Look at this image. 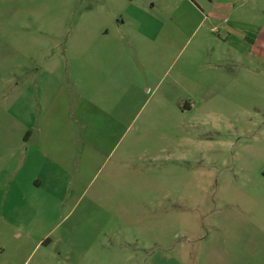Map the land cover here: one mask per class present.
<instances>
[{
    "label": "rangeland",
    "instance_id": "obj_1",
    "mask_svg": "<svg viewBox=\"0 0 264 264\" xmlns=\"http://www.w3.org/2000/svg\"><path fill=\"white\" fill-rule=\"evenodd\" d=\"M45 74L40 118L25 78ZM40 124L96 161L19 227L8 208L31 195L3 174ZM96 235L146 260L264 264V0H0V264H58Z\"/></svg>",
    "mask_w": 264,
    "mask_h": 264
},
{
    "label": "crops",
    "instance_id": "obj_2",
    "mask_svg": "<svg viewBox=\"0 0 264 264\" xmlns=\"http://www.w3.org/2000/svg\"><path fill=\"white\" fill-rule=\"evenodd\" d=\"M213 17L216 18L215 15ZM211 31L209 30V33ZM142 37L145 40H150L144 35ZM152 42L155 44L154 39H152ZM47 68H49V65ZM51 81L52 78L48 74L39 76L38 78H25L26 99H30V106L35 104L40 108V118L46 113L49 91L48 85ZM117 86L123 89L125 93L130 88H140L139 84L134 83L129 86H123L120 82H117ZM61 87L63 88L62 82H58L55 91ZM125 115L126 110L119 109L117 111L116 126H121L123 116ZM53 126L40 124L38 128L40 148L31 152L27 149L24 155L21 152L12 154L9 158L8 168L6 167L4 171L3 177L8 179V181H12L11 184L16 189L18 187L20 188L22 183L25 182V190L31 195V201L28 203H26V198H24L25 195L21 198L25 203L24 206L11 205L8 208V212L10 213H20L19 215H15L19 217V220L13 218L14 223H19V227H30L34 222L39 225L42 221V213L47 211L48 196L51 194L53 196L61 194L65 188L66 180L71 181L70 187L73 186V180L80 181L81 177L78 164L82 162L85 168H88L89 164L91 165L96 161L95 155L89 154L85 157L75 155L74 142L72 140H68L67 145L64 142V146L68 149L67 156L63 155V153H58V144L62 138L58 134L59 130ZM88 143V148L97 152V145H93L92 142ZM40 149L43 151L47 150L46 154H42V150ZM75 165L76 167H74ZM23 169H26L28 173L30 172V179L27 178L28 180L26 181L22 179L18 180V176H20ZM21 212H23V215ZM104 227L98 231V234L103 231ZM14 236L19 238L21 235L20 233H15ZM75 244L76 251L73 254H63L62 262H58V264H169L171 262L173 264H181L180 260L176 257L166 254L150 253L146 260L145 255L138 251H107L105 248L107 244L106 238L99 239L97 235L89 240L75 237Z\"/></svg>",
    "mask_w": 264,
    "mask_h": 264
}]
</instances>
